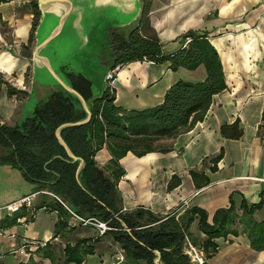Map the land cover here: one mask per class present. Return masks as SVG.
<instances>
[{
	"label": "crops",
	"instance_id": "obj_1",
	"mask_svg": "<svg viewBox=\"0 0 264 264\" xmlns=\"http://www.w3.org/2000/svg\"><path fill=\"white\" fill-rule=\"evenodd\" d=\"M30 1L0 3V124L10 127L23 121L36 88L40 93L38 101L51 89L36 86L32 58L28 96L22 99L18 94L8 93L10 86L22 89L26 69L31 64L24 56L34 17ZM149 17L168 55L186 46L183 36L189 31L206 35L220 55L228 87L214 96L204 119L190 130L161 139L156 151L143 156L129 151L120 160L126 170L118 182L123 205L127 210L145 207L159 215H179L196 206L206 211L210 224L219 209L229 208L232 203L242 215L244 203L251 207L264 195V0H152ZM137 19L124 25L106 19L102 25L109 29L106 34L109 36L111 29L134 26ZM36 33L37 30L34 46ZM108 36L105 37L109 39ZM91 51L92 59L101 69L94 71L85 56L81 73L90 80L93 95L99 97L108 86L106 75L112 60L101 48ZM206 76L203 64L194 70L185 67L174 70L170 61H132L121 68L113 82L115 104L129 111L151 108L163 101L167 90L177 81L201 82ZM33 111H28V115ZM236 121L243 135L238 139L224 137L222 125ZM221 152V158L216 159ZM95 159L106 167L111 159L106 145ZM175 175L181 178V184L170 190L168 184ZM35 187L15 200L38 190ZM43 196L36 200L34 214L27 211L28 215L18 225L0 230V264L27 262L31 256L42 264H50L48 258L37 256V249L30 250L27 246L26 253H20L28 242L50 240L55 245L62 239L75 243L81 238L98 237L94 229L85 227L67 231L66 237L56 236L60 215L56 210L38 208ZM6 215L7 210L0 209V219ZM31 216L33 220L29 221ZM253 216L258 222L264 220V204ZM67 219L71 221L73 217ZM190 231L200 244L208 238L200 229L198 217ZM99 239L92 242L95 252L82 264H112L114 248L119 244L107 235ZM214 243L215 247L208 248L207 264H264V249L252 247L239 219L231 226V232L214 239Z\"/></svg>",
	"mask_w": 264,
	"mask_h": 264
},
{
	"label": "trees",
	"instance_id": "obj_2",
	"mask_svg": "<svg viewBox=\"0 0 264 264\" xmlns=\"http://www.w3.org/2000/svg\"><path fill=\"white\" fill-rule=\"evenodd\" d=\"M7 0H0V3ZM152 0H142V7L137 23L127 34L119 28L109 32L108 43L112 67L124 66L137 60L155 63L171 62L176 70L185 67L191 70L203 64L207 76L201 82L179 80L167 90L163 101L151 108L129 111L115 104L113 86L107 88L99 97L92 93L91 82L82 74L68 73L72 85L88 101L92 111L89 122L66 126L61 130L62 138L73 154L83 159L84 167L78 173L80 161H73L66 149L59 142L56 130L68 122L85 118L86 113L80 102L64 90L54 91L50 97L36 106L32 115L19 124L10 127L0 124V163L19 168L23 175L37 185L38 190H49L59 196L75 213L81 216H96L108 221L114 228L106 233L124 250L127 264H155V251H159L163 264H192L183 251L186 235L201 246L206 253L209 247H215L214 239L226 236L231 226L239 219L252 247L264 249V220L258 222L253 213L264 204L262 200L248 207L243 204V214L239 215L231 204L229 208L219 209L213 223L208 222V214L200 207H191L181 214L159 215L153 211L138 207L123 210V197L118 189V182L126 173L120 160L132 151L143 156L160 147L158 141L190 130L196 122L204 119L214 96L224 91L228 85L223 64L216 48L204 34L189 31L183 37L190 41L174 53L164 52L157 31L152 27L149 17ZM34 15L33 26L26 45L31 57L34 33L41 19L38 0L29 4ZM8 93H28L22 89L9 87ZM221 133L226 138L238 139L243 130L236 121L224 124ZM107 146L111 159L106 167H101L96 153ZM162 149V148H161ZM165 152L169 149H162ZM220 155L216 159H220ZM181 184V178L173 176L168 189ZM37 207V206H36ZM56 210L59 219L56 223V236L66 237V232L76 229L68 227L70 212L54 197L43 196L38 208ZM23 209L0 219V230L10 229L27 216ZM199 218L200 229L207 235V240L200 244L190 231L192 222ZM29 221L33 217H29ZM98 237L81 238L75 243L67 242L63 257L57 256L55 245L49 240L47 245L36 250L42 258H48L50 264H82L89 254L95 252L92 242ZM19 264H42L31 256L27 262Z\"/></svg>",
	"mask_w": 264,
	"mask_h": 264
},
{
	"label": "water",
	"instance_id": "obj_3",
	"mask_svg": "<svg viewBox=\"0 0 264 264\" xmlns=\"http://www.w3.org/2000/svg\"><path fill=\"white\" fill-rule=\"evenodd\" d=\"M38 5L41 19L36 29L37 43L32 52L36 70L34 82L36 86L51 87L38 105L59 90L66 91L80 102L85 118L64 123L56 130L59 142L72 160L80 161L79 173L85 162L72 153L62 138L61 130L66 126L89 122L92 111L85 97L72 85L68 73L82 74L81 70L74 68L73 61L79 54L80 63H85V56L90 58V49L94 44L91 37L106 19L117 25L133 22L140 15L142 0H38ZM91 50L94 52V49Z\"/></svg>",
	"mask_w": 264,
	"mask_h": 264
},
{
	"label": "built area",
	"instance_id": "obj_4",
	"mask_svg": "<svg viewBox=\"0 0 264 264\" xmlns=\"http://www.w3.org/2000/svg\"><path fill=\"white\" fill-rule=\"evenodd\" d=\"M189 41L190 39L188 38L186 42L188 43ZM122 67L123 66L121 65H116L115 67L111 68L108 71L106 75V79L108 83H110L112 86H113L114 80L117 77V74L119 73ZM23 89H26V87H24ZM40 195H50L56 198L59 202H61L68 209L71 216L73 217V220L68 221L69 228H74V227L91 228L97 232L98 236H105L108 231L114 229L109 224L108 221H104L96 216H81L75 213L69 206H67L65 202L62 201V199L59 196H57L53 192L46 190V189L36 190L29 194H26L6 204L1 209L7 210L9 214L19 212L23 209H25L28 212L30 211L34 214L36 212V206H35L36 200L38 199ZM185 204L187 205L188 201H185ZM43 208L45 209L46 207H43ZM123 210H127V209L123 207ZM47 242L48 240H38V241L28 242L27 245H24L22 249L19 250V252L22 254H25L27 246L28 248H30V250L45 247L47 245ZM30 250H28V252ZM183 251L189 257V260L192 264H205L206 253L204 249L198 244L194 243L193 240L188 235H186L185 237ZM155 253H156V258L154 260L155 264H163L160 259L159 251H155ZM112 264H127L126 254L120 245L115 246Z\"/></svg>",
	"mask_w": 264,
	"mask_h": 264
},
{
	"label": "rangeland",
	"instance_id": "obj_5",
	"mask_svg": "<svg viewBox=\"0 0 264 264\" xmlns=\"http://www.w3.org/2000/svg\"><path fill=\"white\" fill-rule=\"evenodd\" d=\"M34 19V17H33ZM133 26L129 25L126 26L124 28H119V30L124 31L125 33H129L131 31ZM109 29H107V26H99L98 29H96V31L94 32V37H91V42H93L94 44L91 46V49H99L101 48V51L104 50L105 53H107L111 59L110 56V50H109V41L105 36ZM105 34V35H104ZM35 35V33H34ZM35 43V36H34V41L31 43L32 46H34ZM33 49V47H32ZM29 53L28 49L26 52H24V56L25 54ZM99 54V52H98ZM94 56V55H93ZM91 58H89V60L87 61L89 63L90 66H92L94 68V71H99V69L97 67V62H95V59H92V56H90ZM30 60V66H28V68L26 69V73H25V82L23 85H21L22 90L26 91L28 90V86L30 84L31 81V77H32V55L31 57H27ZM79 58H81L80 54L78 55V57H76L74 59V63L73 66L76 70H81L83 71V66L85 65V63H80L79 62ZM94 58V57H93ZM107 81V80H106ZM108 82V81H107ZM24 87H26V89H23ZM36 91L34 92L31 100L28 102V105L26 106V109L24 111V117L21 120H25L28 115V111H33L35 109V107L38 105V100L40 97V93L38 92V89H35ZM19 98L21 97L22 99L26 98L24 97V94L22 95H18ZM30 112V114H31ZM35 183H33L32 181L28 180L22 173V171L17 168L14 167L10 164H3L0 163V209L3 208L6 204L12 202L13 200H15V198L20 195L21 193H25V192H29L30 190H33ZM36 188V187H35ZM36 191V190H35ZM4 204V205H3ZM79 228V227H77ZM95 231V230H94ZM94 233L97 234V232L95 231ZM109 237V235H107ZM68 240L66 239H62V241H59L55 244V251L58 257H60V259H62L61 257H63V251H64V247L65 244ZM115 251V248H114Z\"/></svg>",
	"mask_w": 264,
	"mask_h": 264
}]
</instances>
